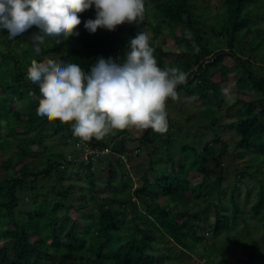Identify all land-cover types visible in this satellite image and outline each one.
<instances>
[{
    "label": "trees",
    "instance_id": "16d2710c",
    "mask_svg": "<svg viewBox=\"0 0 264 264\" xmlns=\"http://www.w3.org/2000/svg\"><path fill=\"white\" fill-rule=\"evenodd\" d=\"M260 2L264 0H222V22L217 30L211 31L209 37H223L226 49H230L224 50L219 46L216 49L219 40L211 42L203 38L201 28L193 26L195 14L188 0H145V15L150 8L162 18L177 48L167 51L153 47L158 66L161 69L177 67L188 74L187 82L178 85L177 91L188 86L190 96L198 100L208 99L206 111L215 114L218 105L225 99L223 83L227 81L228 72H233L232 66L222 63L223 57L229 55L234 65L240 68L242 77H246L251 86L261 94L264 92V74L256 75L249 61V57L257 52L261 44V37L240 42L237 36L240 30L246 32L249 29L250 18L246 5ZM78 15L81 19V24L75 29L79 32L78 36L61 38L60 43H56V38L53 37L55 42L41 46L37 53L28 44L29 48L20 47V35L12 39L11 46V40L7 39L6 49H0V131L5 130L4 133L0 132V264H80L82 261L89 264H167L158 262L148 252L155 233L164 236L166 243L173 240L190 252L193 251V243L199 239L196 225L192 220L184 219L180 211L185 201L191 200L193 205L206 201V206L211 204L213 216L221 214L217 208L222 201L219 198L222 192L221 173L213 168L211 171L214 175L209 178V170L202 164L203 157L193 148H190L193 159L189 164L176 167L172 158L167 157L168 170L154 178L148 174V169L153 170L152 166L143 169L141 174L136 172L137 166L131 167V171L137 176L136 183L129 169L117 161L118 156L126 157L129 162L131 156H138V152L144 147H165L171 142V132L161 134L160 138L159 133L148 128L142 130L139 136H131V128H128L116 130L115 135H107L100 141L93 138L85 142L95 151L103 146H110L109 155L113 156V160L106 162L105 172L100 166V152H92L81 158L73 156L72 160L61 163L54 161V158H64L63 154L45 147V156L37 157L41 153L37 147L41 140L39 130L48 125L56 133V127L60 123L59 120L50 122L36 114L38 101L29 93L34 92L39 96V86L27 80V71L23 68L26 63H31L33 59L41 62L45 56L56 58L60 51L64 54L59 58L61 61L77 63L84 71H89L95 57L90 54L86 63H83L86 45L89 44L93 50L100 52L105 59L112 57L121 61L126 58L130 49V42L121 33L112 34L104 28L90 33L85 29L84 22L95 19L94 6ZM178 22L184 25L180 34H175L173 27ZM117 27L127 28L129 23L125 22ZM151 28L159 33V22ZM186 31L191 32L192 40L186 38ZM35 32L38 33L39 29L33 26L26 33L32 35ZM246 43L250 52L248 58H243ZM193 44L198 51L194 50ZM185 48L187 51H184ZM28 57H31L30 62ZM215 64L218 65V73L207 74L205 68ZM193 65L195 69L191 68ZM237 93L234 103H241L242 108H237L235 119L226 123L237 134L235 144L248 152L252 148L264 147V98L261 96L251 100L240 91ZM171 100L169 98L166 103ZM19 103L26 107L24 117L17 109ZM71 123L69 130H60L58 136L62 138L63 144L70 143L80 155L83 153L78 144L80 139L73 136ZM218 141L217 136L210 140L213 144ZM218 158L215 157L217 161ZM262 160L264 163V152ZM59 168L73 170L76 175H85L86 184L76 188L78 179L61 180ZM189 171L200 172V180H187ZM44 182H47L46 185ZM237 188V184H233L229 192L231 219L239 211L234 198ZM87 194L93 205L90 209L87 204L80 203L87 202ZM68 196L74 198L76 205L69 202L63 209L62 202ZM215 196L216 199L211 202ZM48 201L51 203L45 210L44 202ZM70 210H73V214H70ZM250 210L253 216H257V223L264 233V179L259 181ZM86 219L89 220L87 231L82 227V222ZM207 225L211 228V233L216 234L220 230L216 221H208ZM60 234L64 240L59 238ZM255 243H251L247 250V261L240 264H256L253 258L260 252ZM229 246L225 241L216 251L215 247H205L198 256L200 262L197 264H236L237 248L234 251ZM190 264L196 263L191 261Z\"/></svg>",
    "mask_w": 264,
    "mask_h": 264
},
{
    "label": "rangeland",
    "instance_id": "374dc122",
    "mask_svg": "<svg viewBox=\"0 0 264 264\" xmlns=\"http://www.w3.org/2000/svg\"><path fill=\"white\" fill-rule=\"evenodd\" d=\"M161 1V0H160ZM192 10L195 14L192 19L193 26H198L201 28V35L203 38H207L211 42H218L217 48L226 49L224 38L220 36H211L209 34L212 30H217L219 28L220 22L223 18L224 6L222 0H188ZM245 9L248 12L250 18L248 31L240 30L237 34L239 41L243 42L245 40H250L256 37H261L259 48L257 52L254 53L252 57H249L251 62V69L253 72L258 74H264V2L257 4H247ZM145 21L138 24H129V27H116L114 31H110L112 34L121 33L125 36V39L130 42L136 34L140 32H146L150 35L151 39L149 41L150 47H160L163 50L174 51L176 48L175 43L172 38V34L168 31L167 25L163 23L160 16L153 13L150 8L146 10ZM159 22L160 32L157 33L154 28H151L153 24ZM184 24L181 22L175 23L173 30L175 34H180L182 26ZM26 33V32H25ZM37 33V32H35ZM34 34V33H33ZM32 34V35H33ZM32 35L26 33L22 35V46L28 47L32 46ZM209 37V38H208ZM19 38V37H18ZM8 37L7 32L0 31V49L3 51L6 49ZM9 45L12 44V39ZM24 40V41H22ZM19 41V44H20ZM55 42L53 37H48L45 43L41 46ZM29 46H28V45ZM40 46V47H41ZM219 46V47H218ZM19 47V48H20ZM25 47V48H26ZM130 47V46H129ZM248 44H245V53L242 55L244 58H248V53L250 49ZM17 50L20 51V49ZM130 50V49H129ZM60 54L56 58H61L64 54L58 51ZM85 52V53H84ZM84 57L82 59L83 63L89 58L90 54L95 57L94 62L89 66V71L91 66L97 62V59L102 57L100 52H97L91 48L88 44L84 50ZM172 58V56H170ZM29 62L31 57H28ZM166 61V60H165ZM222 63L226 66H232L233 72L229 71L227 74V81L223 83V88L227 87L231 89V99L225 97L224 101L218 105L215 114L206 111L207 100H198L196 97L190 96L187 92L188 86H183L179 91V98L175 101L171 100L166 103L168 112V131L171 132V142L169 145H160L161 147L153 149V147H145L140 150L138 156H131L128 162L127 158L119 155L117 161L124 164L126 169H129L132 179L137 182V176L131 171V167L137 166L136 172L141 174L143 169H148L149 166L153 167V170L148 169L149 176L152 178L164 174L168 170L167 157L172 158L174 165L176 167L186 166L193 159V148L194 151L199 153L203 157V166L209 170L208 176L212 178L214 173L212 169L220 171L222 177V192L219 195L221 198V204L217 207L221 212L219 216H213L210 206H206V201H200L197 204H192L191 200L185 201V205L180 207V211L183 214L184 219H190L196 225L197 233L199 239L193 243V251L187 249H182L180 245L178 246L176 242L171 240V243H166L164 241V236L155 233V238L149 243L148 252L150 255L154 256L158 262H166L167 264H190L198 263V256L204 251L205 247H215L219 248L225 241L227 246L231 247L232 250L236 249V264L244 263L247 261L246 253L250 244L256 242L255 245L260 252L258 256L254 257L253 260L256 264H264V233H262V228L257 223V216H253L250 210V205L254 201L259 181H263L264 177V163L262 162V154L264 152V147L252 148L251 151H246V149L237 146L235 141L237 140L236 132L227 127V122L235 119V111L237 108H242L241 103H234V98L238 95V91L248 96V98L258 99L263 96L264 92L258 91L256 88L251 86V83L246 77H242L241 70L239 67L234 65L233 59L229 55L223 57ZM31 63H26L23 67L27 71ZM218 65L205 68V72L218 73ZM195 69V65L191 66ZM27 78V74L25 75ZM215 77H211L214 79ZM28 80V79H27ZM29 81V80H28ZM244 98V97H243ZM212 99V95L210 100ZM246 99V98H244ZM209 103V102H208ZM211 104V103H210ZM17 109L24 117L26 111L25 105L19 103ZM264 119V118H263ZM51 122V121H50ZM56 127V133L53 132V128L48 125L42 127L39 130L40 145L38 144V149L41 151L37 157L43 158L45 156L44 148H50L54 152H61L64 158H58L55 156L54 161L66 162L75 156L83 157L81 152L78 155V151L73 148V146L68 143L63 144L62 138L58 136L61 131L69 130L70 123H61ZM58 123V124H59ZM62 126V127H61ZM61 130V131H60ZM140 129L131 128L129 131L131 136H139L141 134ZM1 133L5 130H1ZM110 135V134H109ZM160 138L162 135L159 133ZM217 136L219 141L215 144L211 143L210 140ZM221 140V142H220ZM80 142V140H78ZM223 142V144H221ZM77 146V145H76ZM132 146V145H131ZM187 147L183 149L182 147ZM35 147V145H34ZM101 148H106L105 152L99 157L100 166L105 172L106 162L113 160V156L110 157V146H103ZM153 149V150H152ZM148 153V154H147ZM217 154V155H216ZM219 157L218 161L215 157ZM54 162H51V166ZM59 177L61 180L72 181L73 179H78L75 183V187L86 184L85 175L77 173L70 169L59 168ZM137 173V174H138ZM187 180L190 182H197L201 178V174L198 171H189L186 176ZM116 183V180H113ZM47 183V182H46ZM44 182L43 184L46 185ZM233 184H237L238 188L234 193L235 202L239 211L234 219H231V206L229 203V192ZM69 196L65 198L62 202V208L65 209L67 203L72 202L74 205V198ZM133 199V198H132ZM216 196L211 199L213 202ZM25 200V198H24ZM86 200L80 202L82 205L92 208V204L89 201L88 194L86 195ZM208 201V199H207ZM51 201L44 202V209L50 206ZM116 206V204L114 205ZM62 212V209H60ZM70 214H73V210H70ZM194 217V218H193ZM215 221L218 224L220 230L216 234L211 233V228L207 225V222ZM82 227L88 229L89 220H84L82 222ZM81 227V228H82ZM83 230V229H82ZM184 234V229H182ZM42 231H45L43 229ZM61 240H64L62 234L59 235ZM261 242V243H260ZM262 245V246H258ZM234 245V247H232ZM192 257H188V256ZM91 258V257H90ZM80 264H89L86 261H82Z\"/></svg>",
    "mask_w": 264,
    "mask_h": 264
},
{
    "label": "clouds",
    "instance_id": "9594fccd",
    "mask_svg": "<svg viewBox=\"0 0 264 264\" xmlns=\"http://www.w3.org/2000/svg\"><path fill=\"white\" fill-rule=\"evenodd\" d=\"M93 6L95 19L84 22L90 33L98 28L114 31L125 22L138 24L145 16V0H0V31L14 39L35 26L39 32L31 40L39 53L48 37L60 43L61 38L78 36V13ZM185 36L192 40L190 31ZM150 39L146 32L136 34L123 61L100 57L90 71L54 57L45 56L41 62L33 59L26 74L39 86V96L29 93L38 101L36 114L49 121H74L72 134L81 142L100 141L116 130L133 127L166 133V102L179 98L177 86L187 82L188 74L177 67L161 69ZM193 48L198 51L195 44ZM222 92L232 98L230 88Z\"/></svg>",
    "mask_w": 264,
    "mask_h": 264
},
{
    "label": "built area",
    "instance_id": "2783aa9c",
    "mask_svg": "<svg viewBox=\"0 0 264 264\" xmlns=\"http://www.w3.org/2000/svg\"><path fill=\"white\" fill-rule=\"evenodd\" d=\"M79 145H81V148L83 150V156H85L86 154L92 153V152H100L103 153L105 152L106 148H100V149H96V151L94 149H92V147L89 144H86L85 142H78Z\"/></svg>",
    "mask_w": 264,
    "mask_h": 264
}]
</instances>
